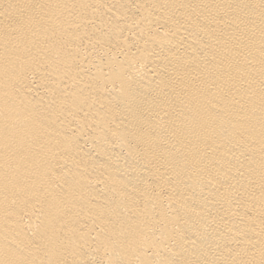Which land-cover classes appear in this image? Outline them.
Instances as JSON below:
<instances>
[{"label": "bare ground", "instance_id": "1", "mask_svg": "<svg viewBox=\"0 0 264 264\" xmlns=\"http://www.w3.org/2000/svg\"><path fill=\"white\" fill-rule=\"evenodd\" d=\"M0 264H264V0H0Z\"/></svg>", "mask_w": 264, "mask_h": 264}]
</instances>
